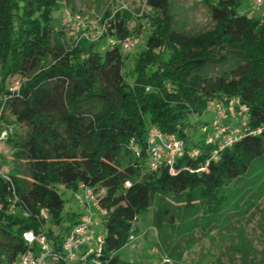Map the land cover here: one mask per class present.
Returning <instances> with one entry per match:
<instances>
[{"label":"trees","instance_id":"1","mask_svg":"<svg viewBox=\"0 0 264 264\" xmlns=\"http://www.w3.org/2000/svg\"><path fill=\"white\" fill-rule=\"evenodd\" d=\"M200 1L213 27L189 33L177 26L169 0H145L156 15L128 83L122 73L125 52L119 48L51 43L57 0H0V105L7 80L22 79L18 96L4 101L2 121L8 112L13 124L26 128L23 138L13 134L5 141L31 179L8 176L22 203L19 212L9 214L12 189L0 176V264L27 249L23 232H40L42 225L53 249L60 250L78 218L68 215L67 224L62 218L60 187L75 192L83 184L104 191L98 198L106 211L100 260L116 264L136 220L151 207L159 243L168 247L175 222L207 227L206 220H216L230 205L227 186L264 167V13L260 19L239 14L241 0ZM131 18L124 10L106 13L107 35L129 36ZM224 98L247 109V130L216 161L204 166L207 154L191 160L187 153L171 173L165 167L149 173L133 161L128 142L143 145L151 127L176 136L187 151L202 148L201 140L187 137L194 128L187 115H202L209 103ZM43 209L47 222L39 218ZM171 246L178 257V247Z\"/></svg>","mask_w":264,"mask_h":264},{"label":"rangeland","instance_id":"2","mask_svg":"<svg viewBox=\"0 0 264 264\" xmlns=\"http://www.w3.org/2000/svg\"><path fill=\"white\" fill-rule=\"evenodd\" d=\"M121 1L133 12L143 8L142 17H132L127 25L129 32L127 37L139 39L136 46L124 54L122 73L125 80L132 83L133 60L144 48L150 33V18L156 13L146 7L145 0ZM169 1L175 22L182 30L197 33L213 27L208 10L200 0ZM61 4L62 1L57 0V6L53 8L51 25L54 30L51 43L59 42L70 49V39L67 34L58 32L62 28ZM66 4L85 21H98L99 25L104 23L106 13H114L118 9V5L112 0H67ZM238 12L253 19H260L264 7L256 8L251 0H241ZM50 63L51 59L47 57L45 64ZM228 105L227 103L226 106ZM4 117V125L15 127L14 138H23L26 128L13 124V117L8 112ZM213 118V103L208 104L207 110L202 115L188 114L187 122L194 126L186 131L188 139L193 143H199L201 126L209 124ZM224 121L228 124L234 123L229 119L228 114ZM0 173L7 176L14 175L28 183L31 181L27 166L22 161L15 160L13 150L6 141H0ZM256 174L251 173L227 186L226 191L231 194L230 205L216 220L212 222L206 220L207 227L190 223L180 226V223L175 222L170 231L171 237L166 238V243H169L166 247L169 251L159 243L158 233L153 224L155 209L151 207L147 214L136 220L134 240L118 251L116 264H264V167L257 168ZM58 193L64 201L61 216L67 224V216L81 214V207L72 191L60 187ZM103 194L104 191L97 193L99 197ZM179 212H182L181 209ZM94 214L97 215L95 211ZM173 243L178 247V257L170 250Z\"/></svg>","mask_w":264,"mask_h":264},{"label":"built area","instance_id":"3","mask_svg":"<svg viewBox=\"0 0 264 264\" xmlns=\"http://www.w3.org/2000/svg\"><path fill=\"white\" fill-rule=\"evenodd\" d=\"M61 1L62 28L60 32L67 34L72 49L81 43H86L98 44L101 51L119 48L124 53L138 43V37L119 39L108 36L104 23L99 25L98 21H85L81 18V15L74 13L67 6V0ZM112 1L118 5L116 11H127L133 18H139L143 15V8L138 12H133L124 6L121 0ZM251 1L256 8L264 7V0ZM1 81L0 72V83ZM21 84L22 79L19 76L11 77L7 83L5 97H3V103L0 105V141H5L15 132L14 125L3 124L2 115L4 114V101L18 96ZM227 101L224 98L214 102L213 120L209 124L201 126L202 148L194 147L187 151L182 140L172 134H163L156 127H151L146 132L143 145L135 139H131L126 149L132 156L133 161L142 162L141 165L149 173L156 172L162 167L167 168L169 173L173 172L177 162L187 153L191 160H196L203 153L207 154L203 164L207 166L210 161H216L221 153L230 148L247 130V109L237 99L230 100L228 106H226ZM227 114L234 123L228 124L224 121ZM257 132L259 133V130ZM0 176L12 189L10 196L7 198L6 211L9 214H15L20 211L22 203L13 190L10 178L2 173H0ZM129 186L128 182L125 183L126 188ZM72 194L81 207V214H77L76 223L64 234L59 251L53 249L47 239L46 225H42L40 232L36 233L31 230L23 232L22 239L27 249L13 261L4 258L1 264H101L100 255L104 245L103 221L106 211L99 207V196L93 189L79 184L77 190ZM94 211L97 215L94 214ZM21 213L24 217L29 216L27 210H22ZM39 218L47 222L49 220L48 211L41 210ZM133 240L134 236L130 235L127 244L133 242Z\"/></svg>","mask_w":264,"mask_h":264},{"label":"crops","instance_id":"4","mask_svg":"<svg viewBox=\"0 0 264 264\" xmlns=\"http://www.w3.org/2000/svg\"><path fill=\"white\" fill-rule=\"evenodd\" d=\"M229 119H231L230 117H229ZM232 120V119H231Z\"/></svg>","mask_w":264,"mask_h":264}]
</instances>
